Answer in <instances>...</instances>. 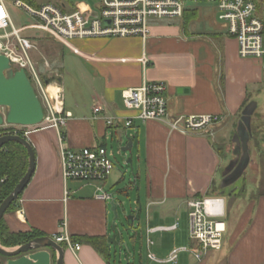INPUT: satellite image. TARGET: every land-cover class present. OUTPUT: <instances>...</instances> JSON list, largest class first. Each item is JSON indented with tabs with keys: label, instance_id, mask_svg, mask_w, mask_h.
Here are the masks:
<instances>
[{
	"label": "crops",
	"instance_id": "obj_1",
	"mask_svg": "<svg viewBox=\"0 0 264 264\" xmlns=\"http://www.w3.org/2000/svg\"><path fill=\"white\" fill-rule=\"evenodd\" d=\"M63 3L72 8L96 4ZM160 22L151 25L146 41L89 38L66 45L56 41L59 47L50 52L54 59L53 69L48 62L50 73L62 79L63 109L71 117L59 130L29 128L26 138L35 151L36 169L3 219L12 234L38 233L50 238L61 234L66 223L72 242L81 249L65 246L64 264H173L154 262L149 254L165 260L176 249L194 247L190 233L179 222L182 215L188 217V202L220 196L227 168L223 160L226 140L236 146L233 136L238 121L253 100L250 89L256 92L264 84V64L241 59L237 41L224 26L204 37L173 21ZM40 40L51 44L53 39L45 35ZM145 81L166 84L168 122L202 115H218L220 121L207 130L186 134L172 131L164 122L137 119L125 129L123 120L137 113L125 108L122 94L140 88ZM64 82L75 91L69 105L64 99ZM96 106L102 113L94 118ZM107 118H115L114 126L107 125ZM129 141L132 151L123 155ZM97 146L106 147L114 156L117 152L122 165L132 166L128 185L127 170L116 168L103 183L64 180L60 148ZM104 194L109 198L103 199ZM237 195L220 196L235 199L232 213L226 216L222 250L209 251L201 261L182 252L176 264H264V195L249 188L245 195ZM128 200L132 212L125 214L130 226L119 229V211H126ZM112 203L117 205V219ZM114 225L117 238L129 246L122 256L114 248L118 244L108 243ZM174 225L175 231L158 230ZM130 231L128 241L125 233ZM84 238H105L103 255Z\"/></svg>",
	"mask_w": 264,
	"mask_h": 264
},
{
	"label": "built area",
	"instance_id": "obj_2",
	"mask_svg": "<svg viewBox=\"0 0 264 264\" xmlns=\"http://www.w3.org/2000/svg\"><path fill=\"white\" fill-rule=\"evenodd\" d=\"M191 3L214 4L218 19L227 34L238 43L241 59H257L264 64V0H97L93 6L77 5L72 8L62 3L44 4L39 8L16 1L15 6L22 8L36 19V23L15 28L5 0H0V55L6 56L16 71H24L44 110V121L40 130H59L66 126L70 113L63 109V91L55 80L49 85L32 61L30 53L37 50L31 39L22 33L26 30H40L53 40L69 44L75 39L89 38H141L146 41L151 33V20L173 21L182 19ZM145 63V62H144ZM45 66L50 65L45 61ZM51 72V69L49 70ZM167 87L162 81H145L140 88L123 92L122 98L128 111L136 112L135 117L125 118V129L131 128L135 119L142 122L158 121L167 123L172 131L183 134L204 131L218 123V115L185 116L168 122L169 109ZM98 117L100 107L93 109ZM108 126H114L115 118H107ZM31 127L12 126L9 134L27 137ZM63 139H60V143ZM113 152L104 146L85 147L76 150L60 148L62 176L66 181L103 183L113 173ZM4 180L0 181V185ZM103 199L109 196L104 194ZM190 239L194 247L179 248L171 252L165 260H159L153 254L149 259L157 263L176 264L182 252L190 253L197 261L209 251H221L226 227L225 199L220 196L202 197L188 202ZM63 232L52 239L60 245H66L80 251L81 245L74 244L67 232L66 223ZM177 225L159 228L161 231H175ZM152 232L156 230H151Z\"/></svg>",
	"mask_w": 264,
	"mask_h": 264
},
{
	"label": "water",
	"instance_id": "obj_3",
	"mask_svg": "<svg viewBox=\"0 0 264 264\" xmlns=\"http://www.w3.org/2000/svg\"><path fill=\"white\" fill-rule=\"evenodd\" d=\"M44 80L47 85L56 80L63 87L62 79L56 74L45 76ZM256 109L257 104L252 102L242 113L237 134L233 140L236 143L233 156L236 158L230 162L223 173L224 179L220 187V196L237 195L242 189V186H239L240 188L237 187L236 191L232 192L236 188L234 186L237 180L242 178L251 161L249 147L252 137L251 122ZM1 110L3 113L0 114V127H4L5 125L10 127H37L44 121L42 104L26 73L24 71H16L12 67L10 60L3 55H0ZM9 143H16L24 147L28 156V167L26 173L11 194L0 204V221L10 206L18 200L28 186L36 169L35 151L27 138L19 135L1 136L0 150ZM122 151L131 152L132 142L129 141ZM112 211L117 219L118 213L115 203H112ZM129 219L131 220V217ZM112 231H116L115 225L112 227ZM116 239L117 234L115 232L112 237L108 238V243L117 245ZM64 250L65 248L62 245L57 244L52 238L45 236L35 238L16 247H6L0 241V264H64ZM53 255H55L56 259H53Z\"/></svg>",
	"mask_w": 264,
	"mask_h": 264
},
{
	"label": "rangeland",
	"instance_id": "obj_4",
	"mask_svg": "<svg viewBox=\"0 0 264 264\" xmlns=\"http://www.w3.org/2000/svg\"><path fill=\"white\" fill-rule=\"evenodd\" d=\"M7 7L9 9L12 24L15 28H22L24 26L32 25L36 23V19L30 16L27 12H25L24 9L18 8L15 6L16 1H21L22 3L32 7L33 9L39 8L40 6L44 4H58L62 2H66L67 4H78L80 2H93L94 4L97 3V0H5ZM189 11L195 13V16L190 14V21L186 24L183 19L173 20L171 24L175 25H182L185 23L187 30H189L191 33H195L201 36H206L210 33H215L218 30H221L223 24L218 19V12L215 8L214 4H208V3H191L189 4ZM167 21V20H165ZM157 23H161L159 20H151L150 25H155ZM223 30V29H222ZM23 36H27L31 40H36L37 44V50H33L30 53L32 61L35 63L37 69L42 74H51L50 73V67L49 69L45 66V61L49 62L52 66L51 69H53L52 60L53 56L51 55V51L54 50L53 48L59 47V45H56V41H51V44L44 43V41H41L40 38L44 37L46 34L41 32L40 30H26L22 33ZM36 38V39H35ZM40 40V41H39ZM47 76V75H46ZM256 92L254 89H250L252 93V102H255L257 104L258 111L254 115L252 119V131L254 134V140L250 142V156L251 161L246 168V171L244 172L241 179L237 180L234 187L240 188L242 186V193H240L241 196L246 194L247 188L254 190L256 193L258 192H264V84L262 86H257ZM75 91L73 92V89H71L69 86L66 85L64 82V99L67 105L70 104L71 97L74 95ZM248 105L244 108L243 112L246 110ZM242 112V113H243ZM3 111H0V114H2ZM241 118L238 121V125L236 127V132L238 130V126L240 124ZM40 126V125H39ZM37 126V127H39ZM4 128H10V126L5 125L4 127H0V130H4ZM242 131V129H240ZM29 131V129L27 130ZM234 134V135H235ZM235 136H233L234 139ZM226 148L223 150V153H226L224 157V162L226 167H228V164L230 161L233 160V155L230 154L231 150L234 149V144L232 141H229V139L226 140ZM219 143V142H218ZM220 146V143L218 144ZM110 148V147H109ZM115 151H117L116 148H114ZM227 151V152H226ZM115 156L112 159L114 166L116 169L121 171H126V183L125 185L129 184V179L132 178V166L131 165H122L121 157L117 155V152H115ZM128 154L123 152V155ZM236 158V157H235ZM226 170V168H225ZM240 186V187H239ZM256 195V194H254ZM256 198V196H254ZM235 199H231L230 201L228 199H225V207H226V216L230 215L233 211V204ZM126 211L123 212V209H120L119 211V218L117 220L118 228L124 229L128 228L130 226V223L128 222V217L125 214L126 212L131 215L132 212V201L128 200L127 205L124 207ZM226 221V218H225ZM180 224L183 225V228L186 231V234L190 233V223L189 218L184 214L180 218ZM130 231L128 234L125 233V239L129 241L132 233ZM122 238L119 236L116 240L118 243V246H115L114 248L117 249V255L122 256V254H126L128 252L127 245L122 244ZM131 247V246H130ZM114 261V258H113ZM124 264H127V262H124Z\"/></svg>",
	"mask_w": 264,
	"mask_h": 264
},
{
	"label": "trees",
	"instance_id": "obj_5",
	"mask_svg": "<svg viewBox=\"0 0 264 264\" xmlns=\"http://www.w3.org/2000/svg\"><path fill=\"white\" fill-rule=\"evenodd\" d=\"M190 12H186L183 16L184 22L187 24L191 17ZM190 14L195 16V13L191 12ZM182 18V19H183ZM183 26H186V24ZM10 130H0V137L5 134V132ZM254 140V134L252 131L251 141ZM250 141V142H251ZM28 167V156L27 152L19 144L9 143L5 145L0 150V181L4 180V183L0 185V204L11 194L15 186L24 176ZM242 191V190H241ZM241 193V192H240ZM264 195V192H260ZM239 195V194H238ZM237 195V196H238ZM15 202L10 206L8 211H10ZM7 211V212H8ZM42 237L41 234H12L8 231L7 226L4 223L2 218L0 221V241L6 247H16L22 244H25L35 238ZM84 240L93 246L100 254L103 255L104 250L102 245L106 244L107 241L105 238H84ZM64 248L66 245H62Z\"/></svg>",
	"mask_w": 264,
	"mask_h": 264
},
{
	"label": "flooded vegetation",
	"instance_id": "obj_6",
	"mask_svg": "<svg viewBox=\"0 0 264 264\" xmlns=\"http://www.w3.org/2000/svg\"><path fill=\"white\" fill-rule=\"evenodd\" d=\"M11 128H12V127H10V128H4V130H10ZM9 132H10V131L5 132L4 135H11V134H9ZM4 135H3V136H4ZM234 148H235V147H234ZM233 150H234V149H233ZM233 150H231V152H230L231 155H233ZM234 159H235V157L233 156V160H234Z\"/></svg>",
	"mask_w": 264,
	"mask_h": 264
}]
</instances>
